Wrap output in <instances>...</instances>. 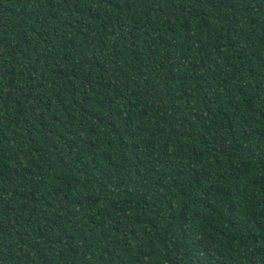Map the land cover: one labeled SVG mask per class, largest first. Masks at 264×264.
I'll use <instances>...</instances> for the list:
<instances>
[{"label":"trees","instance_id":"16d2710c","mask_svg":"<svg viewBox=\"0 0 264 264\" xmlns=\"http://www.w3.org/2000/svg\"><path fill=\"white\" fill-rule=\"evenodd\" d=\"M0 264H264V0H0Z\"/></svg>","mask_w":264,"mask_h":264}]
</instances>
